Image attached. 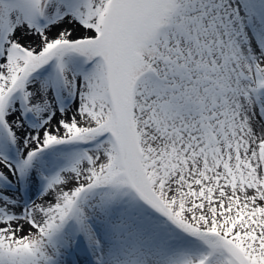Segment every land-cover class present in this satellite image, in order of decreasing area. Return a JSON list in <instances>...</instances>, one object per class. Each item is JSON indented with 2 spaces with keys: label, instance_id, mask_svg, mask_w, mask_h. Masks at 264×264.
<instances>
[{
  "label": "snow or ice",
  "instance_id": "obj_1",
  "mask_svg": "<svg viewBox=\"0 0 264 264\" xmlns=\"http://www.w3.org/2000/svg\"><path fill=\"white\" fill-rule=\"evenodd\" d=\"M0 264H264V0H0Z\"/></svg>",
  "mask_w": 264,
  "mask_h": 264
}]
</instances>
